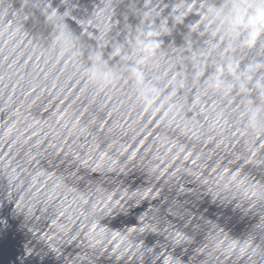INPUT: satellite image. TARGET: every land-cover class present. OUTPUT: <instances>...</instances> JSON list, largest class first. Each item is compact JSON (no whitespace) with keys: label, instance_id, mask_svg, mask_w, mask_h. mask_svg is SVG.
Masks as SVG:
<instances>
[{"label":"water","instance_id":"95a60500","mask_svg":"<svg viewBox=\"0 0 264 264\" xmlns=\"http://www.w3.org/2000/svg\"><path fill=\"white\" fill-rule=\"evenodd\" d=\"M0 264H264V0H0Z\"/></svg>","mask_w":264,"mask_h":264}]
</instances>
